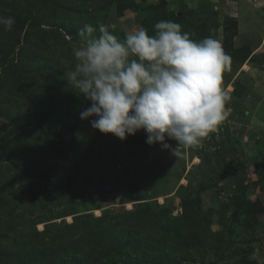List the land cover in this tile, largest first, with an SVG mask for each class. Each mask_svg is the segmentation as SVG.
<instances>
[{
  "label": "rangeland",
  "instance_id": "rangeland-1",
  "mask_svg": "<svg viewBox=\"0 0 264 264\" xmlns=\"http://www.w3.org/2000/svg\"><path fill=\"white\" fill-rule=\"evenodd\" d=\"M100 1L0 0V15L15 18L11 31L0 28V255L19 264L40 244L38 233L48 226L47 235L56 231L52 224L143 206L170 218L163 221L170 233L161 244L164 264H264V26L253 24V7L240 0H164L156 8L160 0H129L136 4L119 16L116 4ZM242 8L250 15L235 16ZM160 20L179 23L194 41L217 40L230 57L222 72L224 120L192 147L171 139L168 149L149 145L143 130L123 141L109 133L119 145L116 155L101 162L94 153L89 165H74L82 149L74 143L86 142V134L93 141L97 132L81 129L80 112L91 101L68 82L74 49L84 45L78 30L114 25L110 30L124 39L141 27L154 34ZM23 166L56 178L28 181ZM138 189V197L128 195ZM64 210L73 213L63 216ZM84 245L53 251L84 258L78 251ZM119 258L114 254L123 264Z\"/></svg>",
  "mask_w": 264,
  "mask_h": 264
},
{
  "label": "clouds",
  "instance_id": "clouds-1",
  "mask_svg": "<svg viewBox=\"0 0 264 264\" xmlns=\"http://www.w3.org/2000/svg\"><path fill=\"white\" fill-rule=\"evenodd\" d=\"M14 24V17L0 15L3 31ZM153 27L152 35L141 27L124 39L110 30L114 25L78 30L84 45L74 49L68 82L91 101L80 119L92 118V128L122 141L143 130L149 145L168 149L169 139L179 147L198 145L225 118L221 83L230 57L217 40L194 41L175 21Z\"/></svg>",
  "mask_w": 264,
  "mask_h": 264
},
{
  "label": "trees",
  "instance_id": "trees-1",
  "mask_svg": "<svg viewBox=\"0 0 264 264\" xmlns=\"http://www.w3.org/2000/svg\"><path fill=\"white\" fill-rule=\"evenodd\" d=\"M83 1L86 2L88 0ZM165 1L160 0V5L155 7L161 8L162 5L165 4ZM100 4H108L109 7L116 4L117 13L121 16L127 9L133 7L136 2H130L129 0H101L99 5ZM66 5V3L62 2L60 7L65 8ZM173 18L176 21L181 19L177 13L173 14ZM45 74H47V72ZM81 124V129L92 128L89 119L82 120ZM96 131L93 141L90 139L89 134H86V136H84L86 142L74 143L76 148H82L80 152L76 151L77 156L72 161L74 165L77 164V166H80L84 161L85 164L89 165V161L91 162L90 155L94 153L101 162H105L110 159L111 156L118 153L119 145H117L116 142H112L110 134L106 135L97 129ZM89 151H91V153H89ZM66 162L68 163L69 161ZM19 169L20 174L23 175L22 177L28 181H32L38 177H46L47 180L56 178L55 174L45 175V172L32 168V166H23ZM70 169L73 168L70 167ZM76 169L78 170L79 167ZM85 174L87 173L85 172ZM72 185L73 182L70 181L68 185L70 191ZM2 193H0V207L5 201L2 199ZM124 193L126 192L124 191ZM128 195H130L131 198L138 197L139 189ZM143 203L147 202L145 201ZM142 207L137 210L118 214L105 213L99 217L92 216L88 213L79 214L75 216L72 223L64 221L62 225L52 224L50 227H54L56 231L47 235L48 226L43 232L38 233L41 238L40 244H36V247H32L30 253L25 254L26 257L21 256L20 259L18 258L19 264H34V261L43 260L44 256L46 257L47 255H53L51 261L49 258L44 261L47 262V264H116V260L113 259L116 253L120 255L119 260L123 264H164L166 261H169V259L168 254L162 248L161 244L168 243L169 238L166 240V235L170 233L166 232L164 226L167 224H164L163 221L170 220V218L165 217L167 220H165V218H158L150 214L149 211L142 209ZM146 208H148V206H146ZM66 213L73 212L64 210L62 215H67ZM144 227L147 229L145 230L147 235L142 237L141 228ZM77 232H79V234ZM76 236L80 237L76 238ZM61 240H64L63 246L55 248V245L57 243L59 244ZM80 241L86 243L82 250L78 249L79 253L82 254L84 258L61 256L53 251V249H61L62 247L65 251H72ZM1 242L2 237L0 238V243ZM1 250L4 249H0V251ZM77 253L76 251L72 254ZM0 264H10L8 257L0 255Z\"/></svg>",
  "mask_w": 264,
  "mask_h": 264
},
{
  "label": "crops",
  "instance_id": "crops-1",
  "mask_svg": "<svg viewBox=\"0 0 264 264\" xmlns=\"http://www.w3.org/2000/svg\"><path fill=\"white\" fill-rule=\"evenodd\" d=\"M235 1H238V0H235ZM239 2L240 3L248 2L249 5H250L249 10L253 7V10H252L254 12L252 14L253 24L255 25L259 21L261 23V25L264 26V0H240ZM248 11L242 8L239 11V13H235L234 15L235 16H239L240 15V17L241 16L245 17V16L250 15V13H248Z\"/></svg>",
  "mask_w": 264,
  "mask_h": 264
}]
</instances>
